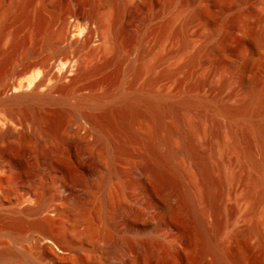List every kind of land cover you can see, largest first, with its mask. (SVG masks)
<instances>
[{
    "label": "bare ground",
    "instance_id": "obj_1",
    "mask_svg": "<svg viewBox=\"0 0 264 264\" xmlns=\"http://www.w3.org/2000/svg\"><path fill=\"white\" fill-rule=\"evenodd\" d=\"M126 1L101 0L96 13V0H0V61L19 33L25 32L35 46L54 28L65 41L72 28L92 34L96 24L102 31V44L83 63L87 70L82 67L84 73L76 79L91 80L107 67L110 48L124 49L123 24L111 9ZM231 1L234 9L240 6L239 0ZM246 1L254 3L255 9L237 17L247 23L253 18L261 26L264 0ZM227 2L133 0L127 7L131 14L142 16L140 32L155 49L180 40L185 48H192L193 59H198L213 47L217 31L211 28L225 15L224 10L216 11V5ZM203 6L212 11L210 20ZM198 23H204L207 32L199 39L190 37L189 28ZM166 50L167 56L157 51L148 72H141L135 61H129L123 79L131 82L130 88L122 87L118 95L97 96L99 102L106 99V103L98 102L87 113L99 133L97 155L110 152L104 151L110 146L115 164L128 162L131 166L127 173L113 164L98 184L107 191L111 179L117 180L113 184L116 196L132 202L118 207L123 230L132 235L117 237L114 264L178 260L183 264H264V112L258 109L264 104V79H256L253 88L252 83L243 86L237 105L210 103L184 86L157 91L160 80L150 72L172 58L174 51ZM180 67L168 75L173 76ZM41 85L43 80L36 82L31 92L8 88L2 95L9 104L51 101L48 94L38 91ZM100 86L99 82L91 84L92 96ZM140 118L154 123L156 139L150 140L136 128ZM168 118L185 128L182 143H175ZM3 124L6 128L0 126V143L15 136L10 123ZM131 173L135 175L132 184L128 180ZM152 188L163 190L164 200L152 199L141 208L139 200L148 198ZM31 210L40 209L26 208Z\"/></svg>",
    "mask_w": 264,
    "mask_h": 264
},
{
    "label": "rangeland",
    "instance_id": "obj_2",
    "mask_svg": "<svg viewBox=\"0 0 264 264\" xmlns=\"http://www.w3.org/2000/svg\"><path fill=\"white\" fill-rule=\"evenodd\" d=\"M100 1L96 0V13ZM131 1L111 9L123 24L124 49L110 48L107 67L91 80L76 79L84 73L82 67L87 70L83 63L102 44V31L96 24L92 34L72 28L65 41L54 28L35 46L25 32L19 33L0 61V126L6 128L3 122H8L15 132L13 138L0 143V264L115 263L112 256L117 237L132 235L123 230L118 207L132 202L116 196L113 184L117 180L111 179L107 191L98 187L115 164L113 149L108 146L104 151L110 152L97 155L99 133L92 128L87 113L97 106V96L118 95L122 87L130 88L131 82L123 79L129 61H135L141 72H148L157 51L166 56L170 54H165L166 49L174 51L169 61L150 72L160 80L155 89L176 91L184 86L210 103L237 105L243 86L252 83L253 88L256 79H264V23L259 26L253 18L247 23L237 17L250 14L254 3L239 0L236 9L231 0L216 5V11L224 10L225 15L211 28L217 31L213 47L193 59L192 48H185L180 40L155 49L140 32L142 16L129 12ZM203 9L210 20L212 11ZM206 27L204 23L191 26L189 36L199 39ZM176 66L181 67L169 76ZM40 80L43 85L38 91L48 94L51 101L9 104L2 95L8 88L31 92ZM94 82L101 83L96 96L89 88ZM258 109L264 112V104ZM167 122L173 128L175 143H182L185 128L173 118ZM136 128L150 140L157 138L154 123L146 118L138 119ZM115 165L130 172L128 162ZM134 178V174L128 175L130 184ZM164 198L163 190L152 188L148 198L139 200V206L145 208L152 199L161 202Z\"/></svg>",
    "mask_w": 264,
    "mask_h": 264
}]
</instances>
